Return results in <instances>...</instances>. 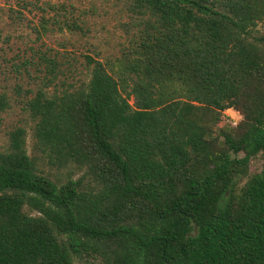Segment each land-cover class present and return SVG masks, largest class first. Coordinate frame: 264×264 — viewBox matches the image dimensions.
Segmentation results:
<instances>
[{
    "label": "trees",
    "instance_id": "obj_1",
    "mask_svg": "<svg viewBox=\"0 0 264 264\" xmlns=\"http://www.w3.org/2000/svg\"><path fill=\"white\" fill-rule=\"evenodd\" d=\"M130 1L131 46L87 55L79 83L56 57V91L30 101L34 146L68 177L23 127L0 151V264H264V0Z\"/></svg>",
    "mask_w": 264,
    "mask_h": 264
},
{
    "label": "rangeland",
    "instance_id": "obj_2",
    "mask_svg": "<svg viewBox=\"0 0 264 264\" xmlns=\"http://www.w3.org/2000/svg\"><path fill=\"white\" fill-rule=\"evenodd\" d=\"M136 10L130 0H0V93L7 101L0 113V151L8 149L10 133L23 127L27 149L37 157L40 168L62 180L68 177L69 168H57L47 153L34 146L30 101L41 88L56 91V78L46 85L53 77L48 72L56 57L72 60L78 72L68 82L79 83L89 71L87 55L103 62H114L121 56L141 28L138 23L142 17ZM254 31L263 32L264 23L259 21ZM130 101L133 103V97ZM230 114L237 117L227 109L225 123L235 126ZM263 161L261 154L254 156L249 171H261ZM76 264L99 263L79 259Z\"/></svg>",
    "mask_w": 264,
    "mask_h": 264
},
{
    "label": "built area",
    "instance_id": "obj_3",
    "mask_svg": "<svg viewBox=\"0 0 264 264\" xmlns=\"http://www.w3.org/2000/svg\"><path fill=\"white\" fill-rule=\"evenodd\" d=\"M229 109L233 110L232 108H229ZM233 111L237 114V117L234 116L233 114H230V117H231V120H233L234 125H236L239 122V120L242 118V115L238 111H235V110Z\"/></svg>",
    "mask_w": 264,
    "mask_h": 264
}]
</instances>
